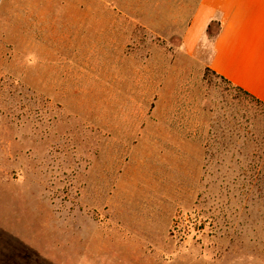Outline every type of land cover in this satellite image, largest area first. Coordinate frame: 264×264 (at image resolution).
I'll return each instance as SVG.
<instances>
[{
    "label": "rangeland",
    "instance_id": "1",
    "mask_svg": "<svg viewBox=\"0 0 264 264\" xmlns=\"http://www.w3.org/2000/svg\"><path fill=\"white\" fill-rule=\"evenodd\" d=\"M104 11L0 0V264H264V105Z\"/></svg>",
    "mask_w": 264,
    "mask_h": 264
},
{
    "label": "crops",
    "instance_id": "2",
    "mask_svg": "<svg viewBox=\"0 0 264 264\" xmlns=\"http://www.w3.org/2000/svg\"><path fill=\"white\" fill-rule=\"evenodd\" d=\"M101 1L104 13L179 39L189 56L264 102V0Z\"/></svg>",
    "mask_w": 264,
    "mask_h": 264
},
{
    "label": "trees",
    "instance_id": "3",
    "mask_svg": "<svg viewBox=\"0 0 264 264\" xmlns=\"http://www.w3.org/2000/svg\"><path fill=\"white\" fill-rule=\"evenodd\" d=\"M212 72H213L216 76L220 77V78L223 79L224 81H226V82H228L229 84H231V85H232L233 87H235L237 90L243 92L245 95L251 97L253 100H255V101H257V102H259V103H261V104L264 105V102H262V101H261L260 99H258L257 97L253 96L252 94H250L249 92L245 91V90L242 89L241 87H239V86L233 84L231 81H229V80L226 79L225 77H223V76L217 74L216 72H214V71H212Z\"/></svg>",
    "mask_w": 264,
    "mask_h": 264
}]
</instances>
